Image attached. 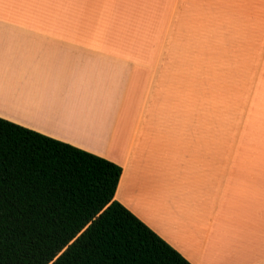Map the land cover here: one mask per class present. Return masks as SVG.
I'll list each match as a JSON object with an SVG mask.
<instances>
[{
	"label": "crops",
	"instance_id": "obj_1",
	"mask_svg": "<svg viewBox=\"0 0 264 264\" xmlns=\"http://www.w3.org/2000/svg\"><path fill=\"white\" fill-rule=\"evenodd\" d=\"M0 118L118 165L190 264H264V0H0Z\"/></svg>",
	"mask_w": 264,
	"mask_h": 264
},
{
	"label": "trees",
	"instance_id": "obj_2",
	"mask_svg": "<svg viewBox=\"0 0 264 264\" xmlns=\"http://www.w3.org/2000/svg\"><path fill=\"white\" fill-rule=\"evenodd\" d=\"M120 176L0 118V264H190L114 200Z\"/></svg>",
	"mask_w": 264,
	"mask_h": 264
}]
</instances>
